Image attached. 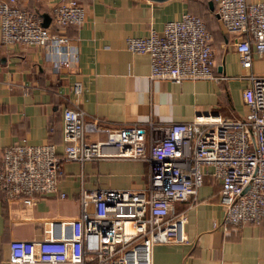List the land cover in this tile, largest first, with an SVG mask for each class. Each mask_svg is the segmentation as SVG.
I'll use <instances>...</instances> for the list:
<instances>
[{"label":"built area","instance_id":"1","mask_svg":"<svg viewBox=\"0 0 264 264\" xmlns=\"http://www.w3.org/2000/svg\"><path fill=\"white\" fill-rule=\"evenodd\" d=\"M226 33L242 36L234 48L243 69L251 52H264V0H212ZM84 10L76 0H59L48 12L46 27L35 12L15 0H0V45L38 46L54 71L76 63L77 46L64 33L80 26ZM210 34L200 18L183 13L163 23L160 33L126 37L127 51L148 58V78L180 83L214 79ZM241 98L248 111L240 118L196 114L188 122L109 126L86 117L78 105L81 83L70 84L72 102L61 110V151L53 144L20 142L0 152V191L6 202L31 206L36 195L57 192L63 161L86 162L121 158L145 162L148 180L139 191L80 190L79 214L59 222L56 237L51 224L40 240L8 242L11 264H151L156 244L183 242L184 211L175 203L196 202L205 167L220 183L219 227L258 224L264 218V75L247 74ZM215 79H224L218 77ZM103 133L98 141L86 134ZM63 197V193H58ZM212 226H216L215 223Z\"/></svg>","mask_w":264,"mask_h":264},{"label":"crops","instance_id":"2","mask_svg":"<svg viewBox=\"0 0 264 264\" xmlns=\"http://www.w3.org/2000/svg\"><path fill=\"white\" fill-rule=\"evenodd\" d=\"M15 1L20 8L48 15L59 0ZM76 1L83 7L84 22L62 29L77 46L75 64L54 71L41 47L0 45V152L25 142L53 144L60 153L61 110L73 100V81L81 83L78 105L86 117L98 118L109 126L148 121L169 125L188 122L196 114L240 118L247 113L241 98L248 86L245 76L264 75V52L259 57L251 52V65L243 69L234 48L235 40L242 36L225 32L212 0ZM183 13L200 18L210 34L214 79L180 83L150 80L147 56L127 51L124 39L143 37L150 30L160 33L164 22ZM222 76L224 79H215ZM103 137L101 132L85 135L91 142ZM204 170L195 204L181 201L174 206L185 214L184 241L154 245L151 264H264V218L258 224L222 230L220 183L210 175L209 167ZM147 180L145 162L111 157L82 163L63 161L57 192L36 195L29 207L6 202L0 191V264H11V240H40L48 223L56 237L59 222L78 216L80 190L139 191ZM82 264L96 263L85 256Z\"/></svg>","mask_w":264,"mask_h":264},{"label":"water","instance_id":"3","mask_svg":"<svg viewBox=\"0 0 264 264\" xmlns=\"http://www.w3.org/2000/svg\"><path fill=\"white\" fill-rule=\"evenodd\" d=\"M150 1H154V2H160V1H163V0H150ZM210 8H211V5L209 4ZM217 16V15H216ZM39 17L41 19L40 21V25L42 27H46L47 24H48V21H49V17L47 14H39Z\"/></svg>","mask_w":264,"mask_h":264},{"label":"trees","instance_id":"4","mask_svg":"<svg viewBox=\"0 0 264 264\" xmlns=\"http://www.w3.org/2000/svg\"><path fill=\"white\" fill-rule=\"evenodd\" d=\"M22 8V7H21ZM24 9V8H23ZM25 10H27V11H31V12H35V11H33V10H29V9H25ZM36 13V12H35ZM205 29H206V27H205ZM207 30V29H206ZM208 31V30H207ZM209 44H210V41H209Z\"/></svg>","mask_w":264,"mask_h":264}]
</instances>
